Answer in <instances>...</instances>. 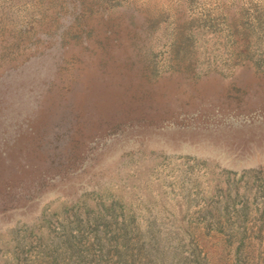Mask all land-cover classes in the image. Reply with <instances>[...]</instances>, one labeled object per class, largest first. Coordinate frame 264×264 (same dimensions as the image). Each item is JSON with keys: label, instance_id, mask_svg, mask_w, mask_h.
<instances>
[{"label": "rangeland", "instance_id": "rangeland-1", "mask_svg": "<svg viewBox=\"0 0 264 264\" xmlns=\"http://www.w3.org/2000/svg\"><path fill=\"white\" fill-rule=\"evenodd\" d=\"M125 232L264 264V0H0V264Z\"/></svg>", "mask_w": 264, "mask_h": 264}, {"label": "trees", "instance_id": "trees-1", "mask_svg": "<svg viewBox=\"0 0 264 264\" xmlns=\"http://www.w3.org/2000/svg\"><path fill=\"white\" fill-rule=\"evenodd\" d=\"M124 234L126 235V239L128 237H130L129 232H125ZM64 248L66 251H63V252L65 253V255H67V257L64 256L62 253L61 254L59 253L58 256L62 255L59 257L61 264H110L109 260L105 261V259H106L105 255L110 252V249L107 246L101 248V252H100L101 255L97 259L92 258V260H87L86 257L83 256V252L80 250L81 248L73 240H68L65 243ZM114 249H115V253L118 254L117 261L120 262V263L117 262L114 264H126L127 261L130 260V256H128V253H129V250H131V244H130V242L128 243V239H127V242L125 244V249L123 250V252H121L117 246H115ZM141 249L142 250L144 249L143 244L139 247V251ZM138 254L140 255L141 252H139ZM101 256H103V257H101ZM59 264H60V262H59ZM198 264H200V263L198 262Z\"/></svg>", "mask_w": 264, "mask_h": 264}]
</instances>
